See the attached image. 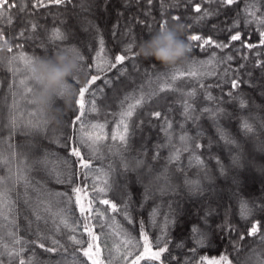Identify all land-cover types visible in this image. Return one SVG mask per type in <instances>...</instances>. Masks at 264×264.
<instances>
[{"label":"trees","instance_id":"1","mask_svg":"<svg viewBox=\"0 0 264 264\" xmlns=\"http://www.w3.org/2000/svg\"><path fill=\"white\" fill-rule=\"evenodd\" d=\"M87 2L43 0L45 6L33 7L37 0H9L17 6L3 13L7 22L0 19V39L12 48L0 59L4 264L20 259L25 264H161L145 256V247L153 252L166 247L163 264H207L221 257L230 264H264V190L234 191L222 181L249 171L248 160L262 162L250 142L264 145V68L259 67L264 29L244 21L246 9L264 17V0H236L225 7L214 0H98L97 8L82 12L80 23L91 24L83 34L73 15ZM197 4L201 13L195 11ZM204 11L214 14L201 20ZM174 22L185 25L191 46L186 61L165 67L136 54L142 41ZM56 29L61 39L53 37ZM231 29L255 47L231 41ZM190 35L215 43L193 42ZM68 48L84 59L72 80L77 89L72 106L65 109L57 101L62 110L57 124L30 103L38 84L31 65L18 58L23 54L33 62ZM125 53L122 64L109 67ZM92 75L99 79L85 93L84 114L77 120L79 88ZM245 121L251 131H245ZM125 124L127 147L118 138ZM74 148L81 157L71 155ZM135 176L143 178L142 184L133 183ZM213 187L229 189L231 201L221 191L212 196ZM222 198L227 205L220 212L205 211L212 219L209 232L198 220L178 215L181 205L197 215L201 207L212 206L210 201L223 204ZM254 225L258 231L251 235Z\"/></svg>","mask_w":264,"mask_h":264},{"label":"clouds","instance_id":"2","mask_svg":"<svg viewBox=\"0 0 264 264\" xmlns=\"http://www.w3.org/2000/svg\"><path fill=\"white\" fill-rule=\"evenodd\" d=\"M185 25L182 22L165 24L142 41L136 54L145 60H153L165 67L176 66L186 61L191 46L184 38ZM10 41L0 39V59L8 57ZM82 56L72 48L56 51L51 56L36 58L31 63V72L38 84L32 96V104L45 113L49 120L60 123L62 110L70 108L77 94L72 80L81 71Z\"/></svg>","mask_w":264,"mask_h":264},{"label":"snow or ice","instance_id":"3","mask_svg":"<svg viewBox=\"0 0 264 264\" xmlns=\"http://www.w3.org/2000/svg\"><path fill=\"white\" fill-rule=\"evenodd\" d=\"M50 3H54V4H57V5H61V4H64L65 3V0H49ZM68 2L70 3L71 0H68ZM209 3H212L213 0H208ZM214 2L219 6V7H225V6H228V5H232L233 3L236 2V0H214ZM148 3L151 4L152 3V0H148ZM17 5L16 4H10L9 3V0H0V19H4L6 22L8 21V17H5L3 15V13L5 11H7L8 8L10 7H16ZM43 7L45 6L43 4V0H37V3L33 5V7ZM195 11L197 13H201V6L199 4L196 5L195 7ZM246 13H247V16H251V17H254V19H248L247 16L245 18V23H253V22H256L258 23L260 26H261V29H264V17H256L255 13L254 12H248L247 9H246ZM214 13L213 12H210V11H204L203 15H201L199 17V19L203 20L205 17L209 16V15H213ZM174 20H179V17H173ZM234 24L236 23L235 21L233 22ZM32 28L35 29L36 28V25L33 24L32 25ZM24 34L21 33V36H23ZM53 37L56 38V39H61L62 38V34L61 32L59 31V29H56L53 31L52 33ZM259 35L261 37V40L259 41V43L261 45H264V30H260L259 32ZM230 40L231 41H241V44L242 46L244 47H247V48H252V47H255V45L247 42L246 40L242 39V36L239 32L238 29H231L230 30ZM188 39L190 41H193V42H198V41H201L203 39V43L204 44H207L209 46H211L212 44H214L215 42L211 39V37L209 38H203L201 37L200 35H190L188 37ZM217 47H226L227 45H221V44H217L216 45ZM131 50V45H129V48H128V51ZM12 51V48L9 49V52ZM20 60H23L25 65L28 66V65H31L32 63V60L31 58L29 57H26L24 56L23 54L20 55V57L18 58ZM84 59V57L82 56V60ZM126 59V53L125 54H121V55H117L114 57V63H111L109 65V67H115L116 64H122ZM9 64H11V60H9ZM259 67L261 68H264V63H261L259 65ZM97 69L98 70H102L99 65H97ZM192 75H195V73H192ZM99 79V77L97 75H92L90 77V79L86 82L85 86L83 87H80L79 88V96H78V99L76 101L77 105H78V110L80 112V115H77L76 116V119L77 120H80L81 116H83L84 114V99H85V93L88 92L89 90V86L91 84H94L95 81ZM173 79H175V77H173ZM21 83L23 84L24 82L21 81ZM232 87L235 88L237 87V81L235 79L232 80ZM26 91L27 92H31L32 89L31 88H26ZM141 101H137V103H140ZM30 103H32V101H30ZM241 106H243V101H241ZM34 115L33 113H29V116H32ZM127 115L131 116L132 113L131 111H129L127 113ZM152 116H154L155 118H161V113L160 112H154L152 113ZM167 123V122H166ZM13 126H15V122H13ZM168 127H170V125H168ZM245 131H251V126L245 121L244 122V125H243ZM123 133L124 134H121L119 135V140L120 142L124 145V146H128V126L125 124L123 125ZM113 140H116L117 139V136L116 135H113L111 137ZM97 139H99V137H97ZM86 143V141H85ZM196 147H200V145H197ZM71 155L73 156H76V157H81V153L78 149H72V152H71ZM84 167H88L87 164H84L83 165ZM137 166H140V161L138 160L137 161ZM78 191V189H77ZM2 195V194H0ZM0 203H2V198H0ZM102 203L104 204H109L110 202L108 200H104L102 201ZM112 209L115 211L116 210V205L115 204H112L111 205ZM84 211V208L81 207V212ZM258 231V225H254L252 228H251V231H250V234L251 235H255L256 232ZM95 238V237H94ZM145 239V242L147 243V237L145 236L144 237ZM19 242V241H17ZM197 243H202L201 240H197ZM40 247H44L43 244L40 245ZM48 251H54V249L52 248H49L47 249ZM167 251V248L166 247H160L157 251H151L149 248L145 247L144 249V252H145V256L150 259V260H154V261H161V264H163V261L161 260V257L163 255V253H165ZM193 253L196 251L195 248H193L191 250ZM3 253H0V264H4V260H3ZM13 253L12 252H9L8 253V256H12ZM16 256H19L20 253H15ZM84 256H89V253L87 251L84 252ZM145 256H141V259H145ZM193 259H195V257H193ZM19 264H25V261L23 259H20L19 260ZM93 264H98L97 261H93ZM179 264V262H178ZM201 264H203V261L201 262ZM207 264H230L229 261H227L226 258L224 257H221L220 259L218 260H208L207 261Z\"/></svg>","mask_w":264,"mask_h":264},{"label":"rangeland","instance_id":"4","mask_svg":"<svg viewBox=\"0 0 264 264\" xmlns=\"http://www.w3.org/2000/svg\"><path fill=\"white\" fill-rule=\"evenodd\" d=\"M97 1L98 0H88V2L86 3V6H80V9H79L80 14L73 15V16H76L75 21H78L77 23L75 22L78 30L83 34L88 32V29H87L88 27L91 30V24H89L87 27V23H85V22H83V24L80 23L81 21H83L82 12H84V14L85 13L88 14L89 8H92V10L97 8V6H96V5H98ZM94 16H95V14L93 13V17ZM123 38H127V36H123ZM261 97H262V95H261ZM250 143H251L250 147H251V151H252L253 155L255 153H257L258 156L261 157L262 162L260 160H259L260 162H258L256 158H254V160L252 159L253 161L248 160L247 161V167H248L249 171L242 172L241 176H239V179L237 178V179L232 180L233 178L231 177V179H230L228 176V177L223 178L222 181H225V182H228L229 184H231L234 191H237L235 189L236 187H239L241 189L244 188L246 191H252L253 188H251V187L256 186L255 188L259 189V192L261 193V191L264 190V145L258 146L253 141ZM203 177L205 178V176H203ZM124 180H125V182L128 181L127 179H124ZM142 181H143V178H139L137 176H135V178L133 179V183H136V184H138V183L142 184ZM259 183H260V187L258 185ZM221 190L217 187H215V188L213 187V189H210L209 191H211L210 194H212V196H214L215 194H217V192H220ZM234 191H232V192H234ZM230 192L231 191L229 189L221 191V193L224 194L223 198L226 197L225 193H227V195H228L227 198L231 201L232 198L230 199V197L232 196V193H230ZM230 194H231V196H230ZM223 198H222V201L224 200ZM184 199L185 198H183L182 200L185 203L186 201ZM216 201H217V199L214 201H210L212 203V206L208 207V209H206V207H204V206H203V208L201 207L199 209V212L197 213V215H195V209L193 210L194 212L191 211V209H190L189 210L190 215H189L187 205L184 206L183 209H182V205H181V210H180V212H178V215L180 216V218H183V219L198 220L200 226L205 227V229L207 230V231L206 230L205 231L209 232L210 228H211L210 222L212 221V219L210 216L205 215L206 214L205 211L209 210L211 213L220 212L222 210V208L227 205V203L225 201H223L224 202L223 204L221 202H216ZM178 205H180V203ZM213 205H215V206H213ZM219 225H221V224L218 223L216 227H219ZM210 235H211V232H210Z\"/></svg>","mask_w":264,"mask_h":264}]
</instances>
